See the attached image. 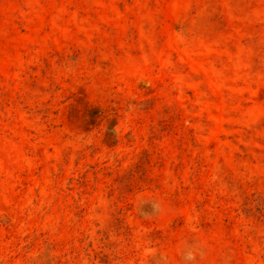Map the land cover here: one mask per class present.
I'll use <instances>...</instances> for the list:
<instances>
[{
	"label": "rangeland",
	"instance_id": "obj_1",
	"mask_svg": "<svg viewBox=\"0 0 264 264\" xmlns=\"http://www.w3.org/2000/svg\"><path fill=\"white\" fill-rule=\"evenodd\" d=\"M0 264H264V0H0Z\"/></svg>",
	"mask_w": 264,
	"mask_h": 264
}]
</instances>
